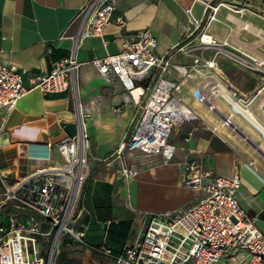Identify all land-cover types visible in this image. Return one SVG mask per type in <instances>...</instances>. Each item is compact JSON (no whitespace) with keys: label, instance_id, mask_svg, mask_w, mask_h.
<instances>
[{"label":"built area","instance_id":"obj_1","mask_svg":"<svg viewBox=\"0 0 264 264\" xmlns=\"http://www.w3.org/2000/svg\"><path fill=\"white\" fill-rule=\"evenodd\" d=\"M115 2L86 0L72 21L76 29L69 36L73 45L67 57L54 61L47 73L32 77L30 87L23 85L15 66L0 61V109L5 112L0 133L16 103L31 89L43 94L71 90L76 95L79 68L89 63L106 81L118 79L126 91L124 102L138 107L125 140L110 155L119 160L122 177L131 179L138 174L136 168L124 164V152L158 156L162 162H170L176 151L169 141L172 127L203 121L179 96L182 80L193 74L200 79L190 96L211 117L212 131L218 126L225 128L260 153L259 141L252 139L237 119L249 124L264 143V100L256 99L261 91L250 96L238 92L225 79L214 57L193 55L188 65L173 63L171 53H157V38L143 28L114 36L119 46L117 52L78 61L77 52L83 40L99 38L103 47L108 45L104 31L112 22ZM207 8L213 10V6ZM185 12L187 21L195 27L187 39L200 28L196 48L215 47L214 41L202 40L210 16L201 26L202 18L198 20L193 15L192 7ZM115 22L125 28L122 17H116ZM171 70L179 79L166 77ZM222 104L228 110L220 108ZM76 114V134L45 143L47 151L53 146L57 149L62 163L36 168L17 179L0 173V212L4 213L0 216V264H52L59 246L72 240L100 253L112 264H264V227H258L254 217L240 204L237 197L242 184L240 172L236 170L229 176L214 174L204 167L198 155L180 163L182 185L200 194L193 205L146 214L135 240L123 245L119 253L102 244L86 243L84 230L73 228L81 192L90 173L88 133L80 104L76 106Z\"/></svg>","mask_w":264,"mask_h":264},{"label":"crops","instance_id":"obj_2","mask_svg":"<svg viewBox=\"0 0 264 264\" xmlns=\"http://www.w3.org/2000/svg\"><path fill=\"white\" fill-rule=\"evenodd\" d=\"M85 1L0 0V61L18 69L24 86L30 87L32 77L47 73L54 61L67 57L73 45L69 36L74 34L76 29V24L72 21ZM212 1L208 0L206 2L208 5L202 3L204 6L202 4L200 6L194 0H116L111 15L112 22L104 31L108 45L103 47L99 38L85 39L79 46L77 59L86 62L93 56L115 53L119 46L114 36L121 32L147 28L158 40L157 53L161 55L171 53L170 60L173 63L188 65L193 55L214 57L224 77L227 78L225 79L238 92L250 96L252 90L262 91L264 86L261 87L259 81L247 86L248 90H240L246 88L244 81L235 79L234 72L229 73V77L225 74L224 70H227L228 65L225 63L227 61L222 59L224 55L222 50L210 48L214 49L213 53L206 55L204 50L196 48L198 44L195 36L187 39L195 27L187 21L185 9L192 7L193 15L200 20L205 8L212 6ZM218 1L220 0H215V3ZM258 2L264 3L262 0ZM119 16L124 19V29L115 22ZM218 30V23L205 27V31L216 39L223 37ZM180 43L183 46L172 50ZM109 46L112 48L109 49ZM80 51L87 52L86 59L79 58ZM218 56L221 58L220 61L217 60ZM83 66H86V70L78 82L77 100L71 90L43 94L38 89H31L19 99L3 123L0 133V173H7L12 179H17L36 168L62 163V157L57 149L53 146L47 151L45 143H54L67 135L76 134L78 102L82 108L84 107L90 173L84 183L75 214L76 231L85 232L87 227L94 225L101 226L104 230L103 237L110 232L114 236L124 233L123 238L109 246L101 243L112 252L121 251L123 245L132 243L139 234L143 216L139 217L138 232L133 240H129L128 234L135 222L133 221L131 226L129 216L135 220L133 214L161 212L157 207L137 204L134 206L131 203L128 205L134 209H129L124 199L127 198L128 201L130 199L131 184L133 189L141 188L143 185L155 188L161 193L162 200L167 195L171 199H177L163 212L181 206L190 207L198 195L195 191L196 198L186 197L187 192L194 191L182 185L180 163L192 155L200 156L204 167L214 174L229 176L238 170L242 181L237 192L240 204L251 217H254L258 227H264V161L253 157L244 147L247 145L236 134L219 126L212 131L211 117H208L204 109L194 103L190 96L191 90L200 79L197 74L182 80L179 96L199 113L203 121L181 124L184 135L179 142L170 141L169 137V141L176 148L175 163L167 162L157 167L151 164L149 168L140 170L138 167L140 160L158 158L161 163L164 162L158 156L124 152L122 156L124 164L125 155H138V158L132 160L129 165L136 168L138 174L126 182L127 188H123L115 181L122 179L121 175L120 177L117 175L119 160L110 155L125 140L138 107L132 102H124L126 91L118 79L108 82L89 63L81 67ZM166 77L179 79L173 70ZM219 107L225 110L223 104ZM4 113V109H0V124ZM237 122L245 132L250 133L251 137L255 136V141H259V136L252 127L240 119H237ZM176 136L177 134H174L173 139ZM124 224L126 225L123 226Z\"/></svg>","mask_w":264,"mask_h":264},{"label":"rangeland","instance_id":"obj_3","mask_svg":"<svg viewBox=\"0 0 264 264\" xmlns=\"http://www.w3.org/2000/svg\"><path fill=\"white\" fill-rule=\"evenodd\" d=\"M203 2H207L208 0H200ZM197 4L201 6V2L196 1ZM221 2L226 3V4H231L234 9L238 10L240 8H246L247 11L245 14H240V13H235V12H229L226 10L225 7L221 6ZM220 3V4H219ZM217 4L220 5L221 9H218L216 18L218 21L209 23V20H206L205 27L212 26L213 23H218L219 25V33L223 34V37L220 39H216L215 37V47H212L214 49L222 50L223 54L222 59H224L226 65H228L227 70H224L225 74H232L234 78H238L237 80L243 79V84H245L246 88L240 89V90H248L247 86L253 85L256 81L261 82V87L264 86V41L260 40L258 36H255L252 32H250L247 29H244L240 27L236 22L230 20L231 17H239L240 20L249 22L253 26L260 28L264 30V13L259 14L258 9H262L264 12V3L261 4L258 2V0H220L217 3H215V0L211 2V5L214 7ZM230 5V6H231ZM202 6H204L202 4ZM197 9V7H195ZM250 10V11H249ZM213 13V10L209 9V12L207 14V17ZM209 15V16H208ZM206 18V19H208ZM200 32L201 29L199 28L195 32V37H196V42L199 44V37H200ZM207 33V32H206ZM226 42V44H225ZM112 46H109V49H111ZM214 49H203L205 51L206 55H211L214 51ZM202 51V50H201ZM87 58V52L85 51H80L79 53V58ZM260 60L263 62L261 66H256L257 61L254 60ZM219 59L220 61V56L217 57V60ZM79 62H82L79 60ZM86 70V66H83L79 70V78L78 82L80 79H82V75L84 74ZM225 76V75H224ZM229 77V76H228ZM226 78V77H225ZM227 79V78H226ZM231 80V79H230ZM231 84V83H230ZM252 90V89H250ZM258 91V90H257ZM257 91H251L250 95H254L257 93ZM249 92V91H246ZM77 95H74L75 99L77 100ZM258 101L264 100V89L258 94L256 97ZM84 108V107H83ZM177 134L176 138L173 139V135ZM184 135V129L183 125H174L172 127V133L170 136V141H181L183 139ZM237 139V137H235ZM255 140V136L252 137ZM257 142V141H256ZM253 157L264 161V156L261 155L260 153L255 152L253 149L244 146ZM138 155H125L126 159V166H129L131 164V161L134 159H137ZM263 156V157H262ZM176 156L169 162V163H175L176 162ZM151 164L156 165L157 167L159 164H165L161 163L158 158H147L145 160H140L139 164V169H147ZM118 177L122 175L121 171L117 172ZM129 179L122 177V179H115L116 182H118L119 186H122L123 188H127L125 185L126 182ZM82 193V192H81ZM198 197L199 193L196 192ZM195 191L194 192H187V196H190L189 199L192 197L194 198L196 195ZM130 199L128 201L127 198L124 199L125 203L128 204H133L134 206L137 204L139 206L143 205H150L153 207H157L158 211L161 213L165 212H170V211H165V209L170 208L174 200L177 199H171L169 195L164 197V200H162V195L159 193L155 188L143 185L141 188H135L133 189L132 184L130 185V192H129ZM81 197V196H80ZM196 198V197H195ZM188 200V199H187ZM79 203V202H78ZM128 208L133 210L134 208L132 206L128 205ZM180 208H187V206H181ZM159 213V214H161ZM149 214V213H146ZM146 214H133L135 217V220L130 217L129 222L133 223V228L130 230L128 234L129 240H133L135 236L137 235L138 232V227H139V217L140 216H145ZM151 214H156L152 212ZM4 213L1 211L0 216L2 217ZM127 216V215H126ZM76 223V222H75ZM124 224L123 226H125ZM74 230H76V227L73 224ZM104 235V230L101 229V226L96 227L94 225H90L85 229V238L84 241L86 243H90L93 246H97L101 243H104L106 246L116 242L119 238H123L124 233L119 235V236H114L112 232L109 234L107 233L105 237ZM119 246V245H117ZM116 253H119L120 251L113 250ZM52 264H112L106 257L101 255L100 253L88 249L86 246L81 244L80 242L76 240H72L69 243L62 244L58 248V253L54 257ZM214 264H222V263H214Z\"/></svg>","mask_w":264,"mask_h":264},{"label":"bare ground","instance_id":"obj_4","mask_svg":"<svg viewBox=\"0 0 264 264\" xmlns=\"http://www.w3.org/2000/svg\"><path fill=\"white\" fill-rule=\"evenodd\" d=\"M198 1H200V0H198ZM220 4V3H219ZM219 4H217L216 6H214L213 7V13L210 15V19H209V23H212V22H215V21H218L217 20V18H216V14H217V11H218V9H221V7H220V5ZM231 4H226V3H222L221 2V6H223V7H225L226 8V10L227 11H229V12H235V13H240V14H245V12L247 11V9L246 8H240V9H238V10H236V9H234V7L231 5ZM250 11V10H249ZM258 12H259V14H261V13H264L263 11H262V9H258ZM264 18V17H263ZM230 20H232V21H234V22H236L240 27H242V28H244V29H247V30H249L250 32H252L255 36H258L259 37V39L260 40H262V41H264V30H262V29H260V28H257V27H255V26H253L251 23H249V22H245V21H242V20H240V18L239 17H231L230 18ZM204 34V36L202 37V40H212V41H214L215 42V40H214V38H213V36H211L210 38H209V36L206 34V33H203ZM225 44H226V42H225ZM214 45H216V44H214ZM254 60L255 61H257V64H256V66H261L262 64H263V62L262 61H260V60H256L255 58H254ZM136 93H137V91H134L133 92V94H134V96L136 97ZM78 102H77V107H78ZM225 106V110H228V108H227V106L226 105H224ZM80 109H81V111H82V113H83V108H82V106L80 105ZM249 125V124H248ZM250 126V125H249ZM251 127V126H250ZM253 129V128H252ZM259 136V152L264 156V143L261 141V137H260V135H258Z\"/></svg>","mask_w":264,"mask_h":264},{"label":"trees","instance_id":"obj_5","mask_svg":"<svg viewBox=\"0 0 264 264\" xmlns=\"http://www.w3.org/2000/svg\"><path fill=\"white\" fill-rule=\"evenodd\" d=\"M262 1L264 2V0H262ZM208 12H209V8H207V9L205 10V12H204V15H203V17H202V21H201V26L204 24ZM181 45H182V43H180L179 45H177V47H179V46H181Z\"/></svg>","mask_w":264,"mask_h":264}]
</instances>
